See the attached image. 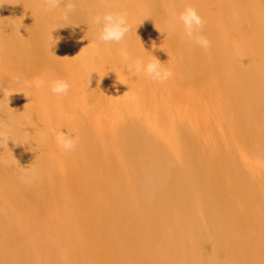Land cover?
<instances>
[{"label":"bare ground","instance_id":"bare-ground-1","mask_svg":"<svg viewBox=\"0 0 264 264\" xmlns=\"http://www.w3.org/2000/svg\"><path fill=\"white\" fill-rule=\"evenodd\" d=\"M207 2L198 0L196 4L218 6L211 7L215 18H203L201 34L210 41L209 49L203 50L179 33L182 25L179 21L172 22L168 0H77V11L67 19L46 15L42 0H0V72L6 79H12L22 71L33 74L44 65L53 69L57 64L59 77L67 74V79H61L69 80L74 88L83 87L82 76L91 72L90 81L102 89L106 88L118 99L140 103L149 99L150 88L152 106L143 110L159 120L167 117L165 112H174V117L181 116L176 119L191 120L207 115V121L226 122L230 118L236 122L242 110L247 112L242 118L243 127L229 130V138L241 151L253 145L255 138L264 141V116L256 112L264 110V67L261 66L264 23L254 17L263 14L264 7L262 0ZM178 3L182 9L191 6L188 0ZM92 8L98 15L127 14L131 30L122 41L108 42L115 45L116 51L119 48L117 57L110 49L100 47L92 53L105 64L113 65L114 59H118L126 77L123 82L112 76L106 81L92 63V56L75 51L72 63L64 52V46L76 43L79 27L88 24L95 31ZM144 11H148V18L135 31ZM232 11L234 25L227 27L226 17ZM158 12L160 16L155 18ZM162 19L167 23H161ZM56 20L58 23L54 24ZM62 30H69L66 37ZM225 38L240 44L243 52L232 55ZM250 48L258 56L252 58ZM150 52L173 73L164 83L128 70L133 65L132 57L136 61L152 59ZM255 60L262 68L253 74L256 68L250 61ZM72 68L78 70L79 78ZM193 70L202 73L203 78L190 80L192 76L188 72ZM180 71L188 77L186 83L178 78ZM214 71L219 73L218 79L211 74ZM179 91L186 93L187 114L161 106V103L171 106L169 102ZM87 94H83L82 100L91 103ZM156 95L162 96L161 103H157ZM17 100L27 118L31 117L28 121L34 126L38 124L29 104L23 103L21 97ZM139 110L135 108L128 117L139 120L142 112ZM54 114L67 122L79 119L78 115L69 116L66 112ZM113 115L117 117L115 112ZM77 127L70 133H77ZM125 131L124 144L109 142L125 155L118 159L115 151L118 162L114 165L109 157L97 159L102 167L112 165L107 166L111 170L106 175L101 169L87 170L86 160L72 157L68 163L62 161L65 173L53 176L46 160L49 147L37 132L31 131L30 145H22L23 141L12 134V141L0 144V264H241L247 259L249 264H264V211L251 205L259 201V194L253 183L234 176V166L224 151H216L212 157L228 173L216 170L209 160L195 157L204 150L197 126L190 143L181 142L172 131L176 151L171 152L176 153L179 163L173 168L172 161L170 164L166 160L169 150L129 124ZM237 133L241 138H236ZM78 149L82 152L83 148ZM70 153L74 156V151ZM261 154L263 161L256 164L258 170L249 168L248 174L262 184L264 151ZM242 155L250 165L247 153L242 150ZM32 167H38L41 176L27 183L22 175ZM43 182L51 192L43 190ZM53 187L56 192L51 190ZM192 204L197 206V212L190 207Z\"/></svg>","mask_w":264,"mask_h":264},{"label":"rangeland","instance_id":"rangeland-1","mask_svg":"<svg viewBox=\"0 0 264 264\" xmlns=\"http://www.w3.org/2000/svg\"><path fill=\"white\" fill-rule=\"evenodd\" d=\"M188 1L191 2L190 7L194 8L196 11L198 10L200 15H204L202 18H206V20L207 19L211 20V18H215L214 17L215 11L211 7L218 5H209V6L202 5L200 7L196 4V1L198 0H188ZM207 3L214 4L216 2H214V0H208ZM261 5L264 7V0H262ZM168 7H170L171 9L168 14L172 17V22L175 20L178 23V16L184 9L181 8L180 4L178 3V0H168ZM63 9H64V4L61 3L56 9L50 12H46L47 13L46 15L52 16L55 14L56 17L59 18L63 16ZM91 10H92L91 17L94 18L95 16L98 15L97 12L93 10V8ZM235 10H237V8ZM154 11L152 12L154 13ZM263 14H264V10H263ZM263 14L261 15L257 14L254 17L255 19H257V21L261 22L263 20L262 22L264 23V16H262ZM55 15L53 16V18L55 17ZM233 15H234V11H232L227 15L226 17L227 27H232L234 25ZM158 16H160L159 12L156 13L155 18ZM140 18L141 19L148 18V11L142 12L140 14ZM149 18H151V16H149ZM164 22L165 24L167 23V21L162 19L161 23ZM55 23H58L57 20L54 22V24ZM147 29L148 27L145 28V31ZM67 31L62 30V35L64 37L68 35ZM178 31L179 33L184 34L182 27H180ZM94 32L95 31L92 28V26L88 24L79 27L75 34L76 35L75 38L77 40L76 43H74L73 46L72 45L66 47L64 46L63 48L65 49L64 52L68 55V57L70 56L69 58L72 63L74 62L75 51H78L82 54H87L90 58L94 50L99 47L104 50L110 49V51L117 57V52L119 48L116 51V49L113 48L115 45L97 42L94 38ZM258 35H262V34L259 33ZM225 40H226L227 48L232 55H235L236 52L239 53L243 52V47H241L240 44H236L230 38H225ZM111 43L113 44L114 42ZM249 50H251L250 51L251 57L255 58L256 57L255 54L257 55L258 52L253 48H250ZM249 50L248 51L246 50L248 54H249ZM253 50L254 52L255 51L256 52L255 53L252 52ZM93 59L94 60L92 63H95V65H97V69L100 70L103 73V75L106 73L103 76L106 81L109 82V79H111L112 77H114L117 81L120 80L121 82L125 80L126 77H124V74L122 73V70L124 69L119 67L120 62L118 61V59H114L113 65L105 64L104 61L100 60L99 57L97 56H94ZM130 62L131 64H134L136 62V59L132 57V59H130ZM250 62L252 63V65L255 66L254 68H256L252 70L253 74L256 71H260L258 69L261 66L264 67V64L260 66V63H258L257 60H255V62L253 61ZM115 66L117 68H115ZM57 69L60 70V67L56 64L54 65L53 69L48 67L47 65H44L40 68V70L39 69L35 70L33 74H30V72L26 74V72L22 71L21 74L19 75L22 78L20 82H16L10 78L6 79L5 76L2 74V72H0V124H2L4 127L5 138L7 136H10V134L16 135L24 143L26 137L25 126L30 124L31 128H29L28 131L37 132L38 135L40 134L41 138L43 137L42 139L45 142V144L49 147L48 155L47 154L45 155L48 156L46 160L52 175L53 174L60 175L62 172L65 173V171H63L65 164H62V161L68 163L69 159H71L72 157L73 158L80 157V159L86 160L88 162L89 167H85V168H88L87 170L91 172L94 171V169H90L91 167H93L96 168L97 170L101 169V172H103V174L105 175L108 172L110 173L109 170L111 169H106V168L108 165L111 164L108 163V165L102 167V164L99 165L98 161L100 159H104V157L105 158L109 157L110 158L109 162L112 161V165H114L115 163L118 162L119 157L123 156V154L125 155L124 152H120V148H114V146H111L109 142L118 145H121V143L124 144L125 141L124 139L127 138L126 137L122 138V135L126 132L125 130L127 128V124L133 126L136 129H139L141 132H144L146 135H148L149 140L155 141L165 149L169 150L168 151L169 154L166 160L170 164L172 161L173 165L171 164V167L175 165H179V163H177L176 161L178 160V156H175L176 153L175 155L173 154L174 156L172 155V152L176 151V147L174 145V140L172 137V131L177 134V137L181 142L190 143L193 142L194 139L193 137L194 126L195 127L197 126L199 129L202 144L204 146L203 147L204 150H201V152L195 155V157L206 161L209 160L210 164L214 166L216 170H220L221 172L228 173L226 167L221 162L216 163V161H214L212 157L214 152L224 151L225 156L230 159V161L234 166L235 169L234 176L244 181L245 183H253L256 186V191L259 194L258 197L260 202L258 201L257 202L258 204L257 203L251 204L252 207L258 210L263 209L264 211V182L261 184L258 179L255 180L254 179L255 177H253L252 179L250 178L252 176H249L248 174L249 168L258 170L259 166L257 167L256 164L258 162L263 161L261 153L264 151V141L259 138H255L252 142L253 145H250L249 147L242 149L248 155V160L250 161V165H248L247 160L245 161L243 159L242 150L240 151L236 149L237 147L233 145L235 141H232L231 137L229 138V134H230L229 130L232 129L234 126L240 127L241 130V128L244 125L242 118L244 116H247V112L241 110L239 112L240 118L236 119L237 120L236 122H234V120L230 118L226 119V122L216 119H211L207 121L206 120L207 115H204L199 118H192L191 120L186 118L176 119L181 116L174 117L175 116L174 112H165V115L168 118L164 117V120H159L156 118H151L149 116L148 110L147 111L143 110L144 108L150 109V107L152 106V100H150V97L152 98V93H150V88L147 89V95L150 94L151 95L148 97L149 99H147L144 103L126 101V100L118 99L117 97L112 95L106 88L102 89L100 86H98V84L91 82L90 76H89V84H88V75L82 76V78L85 81V85L83 87L77 85L76 88H74L71 86L70 81L66 80L69 83L70 88L68 93L63 96L65 97L68 96L69 97L68 100H66L65 97L63 96H57L53 94L50 88L47 86V84L41 89H39V91L25 86L24 83L25 81H31L34 78L41 76H46L49 81L56 78H66V79L68 78L67 74H64V76L59 77V72H57ZM262 69L264 70V68ZM72 70L74 75L78 71L76 70V68L75 70L72 68ZM188 73H190V75L192 76V79L190 80L203 78V74L200 73L199 71L193 70ZM213 73H214L213 77L218 79L219 73L217 71L211 72V74ZM76 75L79 78L77 73ZM110 76L112 77L110 78ZM178 78L181 80V82L186 83L188 81V77L183 71H180V73H178ZM129 87L135 88L134 85H129ZM10 92H22V93L10 94L9 106H8V93ZM86 92L89 93L87 95H90L91 103L82 100V96ZM185 95L186 93L179 91L174 96L173 100L169 102L171 106H167L165 103H161L162 96L156 95L157 103H161V106H164L172 111L177 109L176 110L177 113L187 114L188 101L184 99ZM20 97L23 99V103L29 104L28 108L32 112L33 119L36 118L35 120L38 121V124L36 123L35 126L34 124L31 123V121H28L26 113L22 110L23 108L21 109V105L18 104L19 102L17 99H20ZM30 97L32 98V100ZM35 98L39 99V101H35L34 100ZM137 107H139V109L142 110V112L139 110L141 112V117L138 118L139 120H131L128 116ZM40 108L41 109L44 108V111L41 110ZM31 112L29 114H31ZM41 112L47 113V116L49 118L47 123L43 124V122L41 121V114H42ZM54 112L56 113L66 112L69 116L78 115L79 119L77 120L75 119L76 121L72 120L67 122L62 118L58 119L57 117H55ZM114 112L117 114V117L113 115ZM256 112L260 116H264V110L262 108L260 110H256ZM145 118H147L146 121H148V123L144 120ZM73 121L74 123H72ZM72 124L75 125L73 126ZM70 125H72L73 127ZM76 127L78 128L77 130L79 131L77 133H71V134L78 139V143L74 150V156H72L71 153L63 152L56 145L53 132L56 130L71 132L70 130L72 128L76 129ZM49 128H51L53 131H49ZM67 128H69V130H67ZM236 138L237 139L241 138L240 134L237 133ZM1 143H3L2 140H0V144ZM30 144L31 143H29L28 145ZM80 147L83 148L82 152H80L78 149ZM23 149L24 148H21V150ZM115 151L118 153V159L117 156L114 154ZM98 153L101 154L100 158L98 156ZM41 157L42 155H40V158ZM127 159L128 158H125V160ZM92 162H95L94 165L92 164ZM32 163L34 165H38V163L36 162L32 161ZM50 171H48V173H50ZM43 184L45 185L43 186V190L45 192L47 191L51 192L49 189L50 187L46 185V182H43ZM55 189L56 187H53V189L51 188L52 191L56 192ZM238 200L242 202V199H238ZM190 207L197 212L198 208L196 205L192 204ZM138 209L141 211L140 208ZM248 261H249L248 259L243 262L241 261V264L242 263L249 264ZM70 262L73 261L71 260Z\"/></svg>","mask_w":264,"mask_h":264},{"label":"clouds","instance_id":"clouds-1","mask_svg":"<svg viewBox=\"0 0 264 264\" xmlns=\"http://www.w3.org/2000/svg\"><path fill=\"white\" fill-rule=\"evenodd\" d=\"M42 3L45 6V12H50L56 9L59 4L63 3V16L65 19H67L70 15L74 14L77 11V0H42ZM143 20L144 19H142L138 24L135 25V31L137 26L140 25ZM178 21L183 27L184 35L188 38L189 41L192 42V44L203 50L209 49L210 41L204 35L201 34L204 26V20L194 8L186 7L179 14ZM94 24L96 26L94 38L99 43H118L125 38L126 34L132 28L129 23L127 14L123 12H105L102 15H97L94 17ZM19 27H17V31ZM53 29H51V31ZM151 57L152 59L137 60L128 70L133 71L135 74H143L156 83H164L165 81L169 80L173 75L172 71L164 67L162 63L152 53ZM12 79L16 82H20L22 78L20 76H13ZM24 83L26 87L33 88L36 90L41 89L47 84L51 92L57 96L66 95L70 88V85L66 80L56 78L49 81L46 76L37 77L31 81H25ZM12 93L22 92L8 93V106L9 96ZM28 119L30 120L31 117H28ZM48 119L49 118L46 112L41 114L42 122L47 123ZM29 128H31L30 124L25 126L26 137L22 145H28L29 143H32L31 132L28 131ZM49 131L53 130L49 128ZM54 139L56 145L65 153H70L74 151L78 143V139L75 138L70 132H65L62 130L54 132ZM0 140H2L5 144H7V141L9 140L12 141L11 136L5 138L4 127L2 124H0ZM40 176V169L38 167H32L24 172V174L22 175V179L25 182L30 183L33 180L40 179Z\"/></svg>","mask_w":264,"mask_h":264}]
</instances>
